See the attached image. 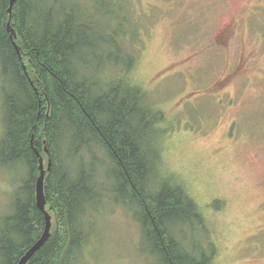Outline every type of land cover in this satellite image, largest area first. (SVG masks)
I'll return each mask as SVG.
<instances>
[{"label":"trees","instance_id":"1","mask_svg":"<svg viewBox=\"0 0 264 264\" xmlns=\"http://www.w3.org/2000/svg\"><path fill=\"white\" fill-rule=\"evenodd\" d=\"M9 3L0 0V167L26 175L0 218V264H17L43 231L34 198L39 158L44 169L50 160L43 195L52 227L27 264H81L89 211L101 195L98 165L107 167L110 193L131 209L160 264H211L214 246L189 249L182 233L188 224L204 228L196 205L154 176L163 117L120 78L137 58L123 42L135 33L122 29L129 21L122 0L120 17L111 0H15L8 15ZM106 72H117L115 79L105 80Z\"/></svg>","mask_w":264,"mask_h":264},{"label":"rangeland","instance_id":"2","mask_svg":"<svg viewBox=\"0 0 264 264\" xmlns=\"http://www.w3.org/2000/svg\"><path fill=\"white\" fill-rule=\"evenodd\" d=\"M111 3L120 17L121 0ZM122 4L129 17L122 29L135 33L123 42L137 58L120 78L163 117L154 176L181 187L204 220L202 230L183 228L188 248L211 243V264H264V0ZM14 168L0 167V218L26 175ZM106 174L98 165L101 195L89 211L81 264H160Z\"/></svg>","mask_w":264,"mask_h":264},{"label":"water","instance_id":"3","mask_svg":"<svg viewBox=\"0 0 264 264\" xmlns=\"http://www.w3.org/2000/svg\"><path fill=\"white\" fill-rule=\"evenodd\" d=\"M15 0H10L9 3V7H8V15H10L11 13V8L14 4ZM8 26V24H7ZM11 34V39L13 37H15L14 32L11 30L10 31ZM14 48L16 50V53L18 52L17 47L14 45ZM44 154L48 155V150L45 148H43ZM37 156H39V154L37 153ZM49 166H50V160H47L46 163V168H43V163H42V159L39 158V176L37 177L36 181H35V204L36 207L39 209V211L43 214V218H44V227H43V231L39 237V239L33 243L28 249L27 251L23 254V256L20 258V260L18 261L17 264H27L29 262V260L39 251V249L44 245V243L46 242V240L49 238L50 236V231H51V217L47 214V212L44 210V206H45V200H44V195H43V182H44V176H45V172L49 170Z\"/></svg>","mask_w":264,"mask_h":264},{"label":"flooded vegetation","instance_id":"4","mask_svg":"<svg viewBox=\"0 0 264 264\" xmlns=\"http://www.w3.org/2000/svg\"><path fill=\"white\" fill-rule=\"evenodd\" d=\"M223 30V29H222ZM222 30H221V34H222ZM218 36H219V34H218Z\"/></svg>","mask_w":264,"mask_h":264}]
</instances>
